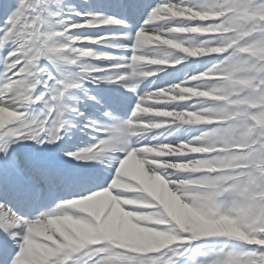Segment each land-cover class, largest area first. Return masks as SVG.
<instances>
[{
	"label": "snow or ice",
	"instance_id": "1",
	"mask_svg": "<svg viewBox=\"0 0 264 264\" xmlns=\"http://www.w3.org/2000/svg\"><path fill=\"white\" fill-rule=\"evenodd\" d=\"M0 264H264V0H0Z\"/></svg>",
	"mask_w": 264,
	"mask_h": 264
}]
</instances>
